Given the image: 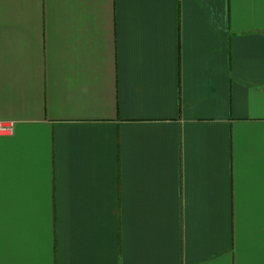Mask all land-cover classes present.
<instances>
[{
    "label": "crops",
    "instance_id": "crops-1",
    "mask_svg": "<svg viewBox=\"0 0 264 264\" xmlns=\"http://www.w3.org/2000/svg\"><path fill=\"white\" fill-rule=\"evenodd\" d=\"M0 264H264V0H0Z\"/></svg>",
    "mask_w": 264,
    "mask_h": 264
},
{
    "label": "built area",
    "instance_id": "built-area-1",
    "mask_svg": "<svg viewBox=\"0 0 264 264\" xmlns=\"http://www.w3.org/2000/svg\"><path fill=\"white\" fill-rule=\"evenodd\" d=\"M14 125L10 122L0 121V137H7L13 133Z\"/></svg>",
    "mask_w": 264,
    "mask_h": 264
}]
</instances>
